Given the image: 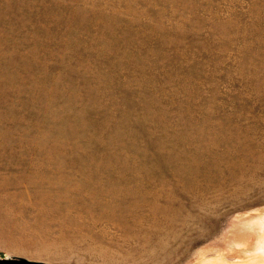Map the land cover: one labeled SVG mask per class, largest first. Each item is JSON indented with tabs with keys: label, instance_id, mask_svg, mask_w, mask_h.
Masks as SVG:
<instances>
[{
	"label": "rangeland",
	"instance_id": "1",
	"mask_svg": "<svg viewBox=\"0 0 264 264\" xmlns=\"http://www.w3.org/2000/svg\"><path fill=\"white\" fill-rule=\"evenodd\" d=\"M264 0H0V257L264 260Z\"/></svg>",
	"mask_w": 264,
	"mask_h": 264
},
{
	"label": "water",
	"instance_id": "2",
	"mask_svg": "<svg viewBox=\"0 0 264 264\" xmlns=\"http://www.w3.org/2000/svg\"><path fill=\"white\" fill-rule=\"evenodd\" d=\"M0 264H48V263L40 262V261H32L22 257H8V258L0 257Z\"/></svg>",
	"mask_w": 264,
	"mask_h": 264
},
{
	"label": "bare ground",
	"instance_id": "3",
	"mask_svg": "<svg viewBox=\"0 0 264 264\" xmlns=\"http://www.w3.org/2000/svg\"><path fill=\"white\" fill-rule=\"evenodd\" d=\"M263 247H264V239H263ZM259 252H263L264 253V248L261 250V251H259ZM217 262H214V264H216ZM224 264V263H223ZM247 264H264V260H263V258H261V259H256V260H253V261H251V262H249V263H247Z\"/></svg>",
	"mask_w": 264,
	"mask_h": 264
}]
</instances>
